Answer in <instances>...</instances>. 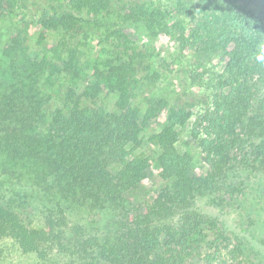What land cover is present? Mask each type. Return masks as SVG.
Segmentation results:
<instances>
[{
	"label": "trees",
	"instance_id": "16d2710c",
	"mask_svg": "<svg viewBox=\"0 0 264 264\" xmlns=\"http://www.w3.org/2000/svg\"><path fill=\"white\" fill-rule=\"evenodd\" d=\"M53 1L27 21L25 0H0V239L39 264H195L206 243L204 264H261L264 0L119 9ZM86 25L104 32L89 61L46 42L47 32L77 35ZM143 30L174 35L178 55L192 61L189 80L209 83L191 128V107L172 103L168 90L145 93L170 63L147 61L133 41ZM143 144L150 155L137 152ZM201 199L238 210L234 230Z\"/></svg>",
	"mask_w": 264,
	"mask_h": 264
},
{
	"label": "rangeland",
	"instance_id": "374dc122",
	"mask_svg": "<svg viewBox=\"0 0 264 264\" xmlns=\"http://www.w3.org/2000/svg\"><path fill=\"white\" fill-rule=\"evenodd\" d=\"M111 6L115 9H119L123 6H129L134 4L135 1L138 0H110ZM145 2L155 3L161 7H166L169 5H173L176 0H142ZM59 5L56 1L53 0H25V7H21L18 9L19 12L24 13L27 21H30L35 16V11L38 7H49V6H57ZM62 5V4H61ZM38 30L32 32L29 37L28 43L29 45H33L36 43ZM90 34V38L88 41L84 40V36ZM104 32L103 28L99 25L89 26L86 25L83 29L79 31L77 35H65L60 31L55 32H47V43L59 42L64 46H74L77 47L80 61L86 62L91 58L96 57L99 53V47H97V42L99 38H103ZM134 44L145 54V58L152 65L159 63V60H165L170 63V67L167 70H163L160 66V73L162 74L161 79L156 83V88L153 89L155 92L149 93L147 89H145V93L147 95H155L159 94V92H168L171 94L170 99L177 105H188L191 107V110L195 114L188 121V127H192V122L197 114H199L203 108L206 107V104L210 102L209 98V90H208V82L206 79L202 81V83H192L189 80V72L193 68L191 67L192 61L190 60V56L182 57L178 55L177 52V44L175 43L174 35L166 36L164 34H159L155 37L149 35L146 31H140L133 38ZM91 43L89 45L88 43ZM109 41H103V47H109ZM170 69V70H169ZM216 69V68H215ZM217 70V69H216ZM167 93V92H166ZM110 99H108L109 101ZM107 101V102H108ZM188 128V129H189ZM186 133H184L185 135ZM137 152L141 155H150L151 148L147 144H143L141 147L137 149ZM16 184V182L14 181ZM20 186L29 191V187L26 183L19 182ZM152 191L148 188L149 199L153 197L155 194V189L157 188V181H154L152 186ZM261 197V203L258 207L257 217L260 219L258 223V228H261L264 234V196ZM143 198L135 197L134 202L140 203ZM206 199H201V201L197 202L198 207L207 212V214H211L216 216L220 224H225L228 226V229L233 231L234 226L238 220L237 215L240 214L238 210L236 212H231L235 210L233 207L229 209H224L225 211H220L218 209L211 208L206 205ZM214 209V210H212ZM37 216V217H36ZM37 212L34 214V220L40 221ZM36 223V222H35ZM246 227V226H242ZM209 236L207 240H212V233L209 232ZM212 250L210 246L206 243L202 246V250L200 251L199 257L196 260L195 264H204L205 256L207 253H210ZM227 264L229 260L226 257H222ZM262 258L261 264H264V257ZM254 263H257L254 261ZM0 264H39L36 255L33 253H25L23 252L17 244L10 237H3L0 239Z\"/></svg>",
	"mask_w": 264,
	"mask_h": 264
}]
</instances>
